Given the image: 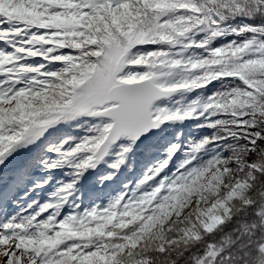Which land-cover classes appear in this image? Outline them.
<instances>
[{
	"label": "snow or ice",
	"instance_id": "obj_1",
	"mask_svg": "<svg viewBox=\"0 0 264 264\" xmlns=\"http://www.w3.org/2000/svg\"><path fill=\"white\" fill-rule=\"evenodd\" d=\"M0 264H264V0H0Z\"/></svg>",
	"mask_w": 264,
	"mask_h": 264
}]
</instances>
